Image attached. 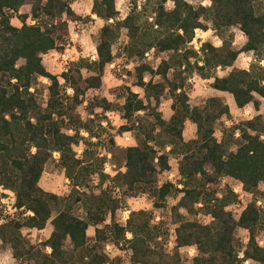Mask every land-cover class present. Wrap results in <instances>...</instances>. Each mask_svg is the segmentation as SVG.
Returning <instances> with one entry per match:
<instances>
[{"label":"trees","instance_id":"16d2710c","mask_svg":"<svg viewBox=\"0 0 264 264\" xmlns=\"http://www.w3.org/2000/svg\"><path fill=\"white\" fill-rule=\"evenodd\" d=\"M74 1L0 0V188L15 194L18 209L13 219L0 225L2 247L10 250L16 264H122L106 253L109 244L123 245L129 264H183L182 249L196 251L190 264H264V248L256 243L258 229L264 226V207L256 205L263 196L264 119L257 115L226 127L219 123L230 120L231 112L220 98H210L201 107L189 105L190 81L198 75L211 80L212 90L229 96L236 110L252 105L259 111L256 97L264 99V0H210L207 7L187 0H131L123 20L116 0H92L90 16L104 23L96 60L72 62L55 76L45 69L42 57L64 53L68 23L80 21L71 9ZM28 5L29 15H20ZM14 18L21 27L11 24ZM233 28L246 37L240 50L224 37ZM208 29L222 45L205 43L196 52L191 47L195 33ZM123 31L127 41L121 52L139 62L133 77L140 94L125 87L118 107L104 99L94 102L103 113L121 115L124 125L118 129L94 113L84 122L77 110L89 92L100 89ZM151 53L167 58L153 67L146 63ZM242 53L253 58L247 70L235 67ZM218 69L226 74L218 77ZM39 80L48 82L44 106L37 96ZM166 97L172 101L168 121L158 111ZM146 118L150 124L145 125ZM186 122L195 129V138L188 142L183 137ZM127 133L135 134V145L125 151L123 171L110 177L104 173L107 158L99 152H108L115 138ZM54 154L69 183L65 197L40 187ZM171 158L178 159L179 184H160ZM225 178L252 197L237 218L227 210L237 196L228 191L219 198L212 188ZM117 192L122 198L146 196L157 211L180 196L171 208V252L159 241L151 213H131L124 226L115 222L117 212L125 208ZM199 214L209 223L196 221ZM48 224L51 234L38 245L22 235L24 229L42 231ZM236 230L247 233L244 246L236 240Z\"/></svg>","mask_w":264,"mask_h":264},{"label":"rangeland","instance_id":"374dc122","mask_svg":"<svg viewBox=\"0 0 264 264\" xmlns=\"http://www.w3.org/2000/svg\"><path fill=\"white\" fill-rule=\"evenodd\" d=\"M137 3H142L144 0H136ZM193 6L202 5L207 7L209 4L205 3L203 0H187ZM131 0H116V9L119 13V18L127 16L130 10ZM119 5V8L117 7ZM92 6V0H75L71 9L73 12L80 17V21L73 23H68L69 25V37L65 42V50L63 54H58L56 52H50L47 55L42 57V64L45 69L52 75L60 76L68 68L70 63L77 62L80 59H86L89 61L96 60L93 57H96L95 48L98 43L99 31L103 27L104 23L102 21L96 20L95 17L90 16V10ZM30 13V6H25L20 10V15H28ZM125 13H127L125 15ZM122 19V20H123ZM17 21L16 18L12 21ZM19 23V22H18ZM33 23V22H32ZM28 24H31V21H28ZM34 24V23H33ZM31 24V25H33ZM14 25V24H13ZM20 25V23H19ZM16 26V25H14ZM17 27V26H16ZM240 31L238 28H233L225 34V39L232 42L233 48L235 50H240L245 42H241L239 37ZM126 33L122 32L120 40L113 47L114 61L111 66L106 69L104 77L102 79L101 87L98 91L89 92L85 98L84 103L81 107L78 108L77 113L80 118L85 122L87 119L91 118L92 113L97 114L105 118L112 128L118 129L124 125V121L121 118V115L117 111H112L108 113H103L100 109H95L93 104L97 100L104 99L110 102L114 107L121 105L123 101V88L129 87L131 90L137 94H140L139 90L135 87V79L133 77V69L138 65L137 60H128L123 53L121 52L123 46L126 44ZM209 43L215 47H220L222 45V39L214 34L213 31L208 29L206 32L197 31L195 33V38L191 43V47L196 52L199 51L201 45ZM219 43V46H217ZM149 56L151 58H149ZM146 63L150 66H157L161 59L167 58L165 55L153 56V53L148 54ZM253 63V58L251 55L240 54L235 67L247 70L249 66ZM22 62L19 63V65ZM247 64V68L244 65ZM131 65V67H129ZM226 74V71L218 69L216 75L218 77H223ZM84 76L87 77L89 74L84 73ZM149 78L147 77L148 81ZM211 80H202L198 75H194L190 81V92H189V105L191 108L201 107L207 102L208 99L217 97L225 105L231 104V99L227 95H221L211 89ZM48 82L46 80H39L37 85V96L39 102L44 106L47 100V91L46 88ZM111 97V99H109ZM171 105L172 101L167 97L161 101V104L158 108V111L162 114L164 120L169 119L171 115ZM253 108V107H252ZM254 110V109H253ZM243 113V112H242ZM260 115L264 119V101H262L259 108V112H249V114H241L232 111L231 119L222 121L221 124H224L226 127L231 126L232 124H238L247 120H251L255 116ZM251 117V118H249ZM151 123V119L146 118L145 125ZM105 126V124H104ZM113 133V131H110ZM216 135L220 134V127L216 131ZM185 140L192 141L194 139V126L191 122L186 123L184 130ZM85 137V136H84ZM135 145V134L127 133L121 137L115 138V146L110 149L108 152L101 150L99 152L100 156H105L107 158L106 163L104 164V173L110 177H113L118 171H123L125 151L127 148ZM77 156L81 155V147L74 149ZM170 171L163 173L159 176V183L171 182L174 185L179 184V176L177 175V165L178 159L171 158L170 162ZM40 187L42 190L48 193L55 194L60 197H65L69 193V183L64 178L63 173L58 165V155H53L52 160L46 165L42 179L40 181ZM180 188V187H179ZM213 190L216 192L217 196L221 198L228 191H231L237 199L233 202L227 210L232 213L234 218L240 214V212L246 207V205L251 201L252 197L241 191L240 185L231 179H222L216 185H214ZM259 192L263 194L262 197L258 198L260 202L264 205V185H260ZM120 197L125 204V208L121 211H118L115 216V222L124 226L127 220L130 217L131 213L146 212L151 213L154 220L151 224L156 228V231L159 233V241L164 244L165 250L171 252L174 248V226L171 223V208L174 207L180 196L176 199H169L166 204V208L159 211L154 210L152 207V201L146 196H139L137 198H122L120 192L116 193V197ZM76 214L78 216L82 215L81 210H77ZM196 221L205 225L209 223V219L203 217L199 214L196 217ZM110 220L108 219L106 224H109ZM264 230V226L258 229L256 238L261 236ZM52 231L50 224L42 231L27 230L22 231L23 237L32 245H38L39 243L45 242ZM236 240H238L241 246H244L247 243L248 235L246 232L241 230H236L234 233ZM88 238H93V228L88 230ZM131 238V236H130ZM243 248V247H242ZM125 247L120 245L118 247L107 245L106 253L111 259H119L122 264H129L130 254L125 251ZM194 249H182L180 251V257L183 264H190L193 257L196 256V251L193 253ZM241 250V249H240ZM242 252L238 253V258ZM240 259V258H239ZM0 264H16L11 256V252L8 248L2 247L0 243Z\"/></svg>","mask_w":264,"mask_h":264},{"label":"built area","instance_id":"2783aa9c","mask_svg":"<svg viewBox=\"0 0 264 264\" xmlns=\"http://www.w3.org/2000/svg\"><path fill=\"white\" fill-rule=\"evenodd\" d=\"M57 155V154H54ZM256 205L258 207H264V205L258 201L256 202ZM264 209V208H263ZM18 213V209L16 208V197L15 194L12 191L5 190L3 188H0V225L7 223L13 217ZM27 215H30L28 213ZM262 235L256 238V243L258 247L264 248V230L261 233ZM126 239H130V235H126ZM193 253L195 252L192 250ZM240 259L242 258V254L239 257ZM244 264H254L250 261L245 262Z\"/></svg>","mask_w":264,"mask_h":264},{"label":"crops","instance_id":"0c3cea01","mask_svg":"<svg viewBox=\"0 0 264 264\" xmlns=\"http://www.w3.org/2000/svg\"><path fill=\"white\" fill-rule=\"evenodd\" d=\"M25 7V6H24ZM23 8V7H22ZM21 8V9H22ZM20 9V10H21ZM19 13H20V11H19ZM29 15V14H28ZM15 19V18H14ZM96 19V18H95ZM13 20V19H12ZM12 20H11V24L13 25V23H12ZM17 20V19H16ZM97 20V19H96ZM18 21V20H17ZM28 21H31L30 19H28L27 20V23H28ZM19 22V21H18ZM31 24H33L32 23V21H31ZM14 26V25H13ZM14 27H16V26H14ZM19 27H21V24H20V26ZM19 27H17V28H19ZM111 66V65H110ZM214 92H216V91H214ZM216 93H218V94H221V95H225V94H222V93H219V92H216ZM229 97V96H228ZM230 98V97H229ZM231 99V98H230ZM256 100L260 103V106H261V103H262V101H264V99H261V98H258V97H256ZM228 107H229V109H230V112L232 113V111H234V112H236V113H240L241 112V114H249V112H252V111H254L253 109L254 108H252L253 106L252 105H249V106H251V111H248V108H249V106H247L245 109H243V110H241V111H238V110H236V108L234 107V105H233V102H232V99H231V104L230 105H227ZM243 112V113H242ZM256 112V111H255ZM257 112H259V111H257ZM171 115H172V112H171ZM171 115H170V117H171ZM260 116V115H259ZM169 117V118H170ZM169 119H167V120H165V121H168ZM187 123V122H186ZM185 127H186V124H185ZM185 130V129H184ZM183 137H184V140H185V136H184V133H183ZM194 138H195V129H194ZM186 141V140H185ZM187 142V141H186ZM171 165V164H170ZM170 171V170H169ZM168 171V172H169ZM177 175L179 176V174H178V165H177ZM180 179V178H179ZM263 185V184H262Z\"/></svg>","mask_w":264,"mask_h":264},{"label":"clouds","instance_id":"9594fccd","mask_svg":"<svg viewBox=\"0 0 264 264\" xmlns=\"http://www.w3.org/2000/svg\"><path fill=\"white\" fill-rule=\"evenodd\" d=\"M205 3H210V0H205ZM117 7L119 8V5H117ZM166 7H167V9H169V10H171L173 7H174V5L171 3V2H169L167 5H166ZM127 13H125V15H126ZM124 17L122 16L121 17V19H123ZM12 23L14 24V25H16L17 27H19L20 25H19V23H18V21H12ZM239 39H240V41L241 42H244V41H246V37H244L243 36V34H239V37H238ZM217 46H219V43H217ZM96 57H93V59H95ZM149 58H151L150 56H149ZM17 67H19V65H17ZM129 67H131V65H129ZM244 67L245 68H247V64H245L244 65ZM145 80H147V77H145ZM15 82V81H14ZM47 82V81H46ZM61 82H63V81H61ZM69 91H71V90H69ZM134 91H138V89H134ZM109 99H111V97H109ZM248 111H251V106H249V108H248ZM249 118H251V117H249ZM239 135V133H237V136ZM33 152H35V149H33ZM49 251H51V249H49Z\"/></svg>","mask_w":264,"mask_h":264}]
</instances>
